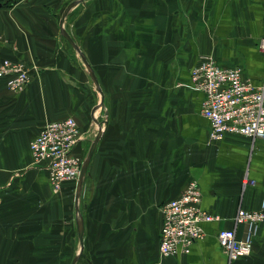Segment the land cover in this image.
Listing matches in <instances>:
<instances>
[{
	"label": "crops",
	"instance_id": "0c3cea01",
	"mask_svg": "<svg viewBox=\"0 0 264 264\" xmlns=\"http://www.w3.org/2000/svg\"><path fill=\"white\" fill-rule=\"evenodd\" d=\"M75 0L0 2V61L25 65L20 91L0 78V264H228L217 232L234 226L242 207L264 200V139L226 133L209 139L200 113L204 93L191 87L201 57L241 68L264 82V0H83L63 28L79 46L104 94L60 31ZM77 52V51H76ZM97 107V108H96ZM105 115V116H104ZM73 117L86 155L104 129L83 177L54 193L30 141L46 122ZM107 125L104 127V121ZM86 152V153H85ZM84 155V156H85ZM243 177L254 185L241 186ZM198 182L201 207L217 217L188 253L162 257L161 204ZM245 225L236 227L242 238ZM232 264H264V222L249 255Z\"/></svg>",
	"mask_w": 264,
	"mask_h": 264
},
{
	"label": "built area",
	"instance_id": "2783aa9c",
	"mask_svg": "<svg viewBox=\"0 0 264 264\" xmlns=\"http://www.w3.org/2000/svg\"><path fill=\"white\" fill-rule=\"evenodd\" d=\"M264 52V36L258 41ZM0 78L6 80L12 91L22 90L30 81L25 65L20 61H0ZM191 87L204 93L200 113L210 123L209 139L219 141L226 133L252 139H264V82L254 85L243 77L241 68L221 67L209 57H201L191 69ZM83 132L73 117L48 121L30 141L33 164L45 166L48 181L57 193L65 181L76 180L82 159L74 151ZM242 188L254 185L253 179L243 177ZM198 182L191 179L174 199L161 204L159 254L162 257L188 253L191 245L202 239L201 224L215 220L201 207ZM264 222V200L256 210L238 207L232 228L220 229L217 242L226 254L228 264L246 257L252 249V239L258 225ZM245 225L242 238H237L236 227Z\"/></svg>",
	"mask_w": 264,
	"mask_h": 264
},
{
	"label": "water",
	"instance_id": "95a60500",
	"mask_svg": "<svg viewBox=\"0 0 264 264\" xmlns=\"http://www.w3.org/2000/svg\"><path fill=\"white\" fill-rule=\"evenodd\" d=\"M83 0H75L71 3H69L65 9L63 10L61 16H60V20H59V25H60V31L63 35V37L70 43V45L77 51L83 65L86 67V70L88 71V75L91 79V81L93 82L95 89L98 93V97H99V102H98V106L97 107H103L104 105V94L102 92V88L99 84V81L92 69V67L90 66L89 62L87 61L86 57L84 56L83 52L81 51V49L79 48V46L74 42V40L72 39V37L67 33V31L63 28V23L64 20L67 16V13L69 12V10L71 9V7L73 5L78 4L79 2H82ZM96 107V108H97ZM105 115H107V111L104 112ZM104 115V116H105ZM107 125V119H105L104 121V127ZM104 129H100L95 138L93 139L92 143L90 144L88 151L82 161L81 164V169L79 171V175L77 178V182H76V191H75V202H76V210L78 211V201H79V196H80V192H81V185H82V181H83V177L86 173L88 164L90 162V159L92 157V154L94 152V149L96 147V143L98 142L102 132ZM76 226H77V234H78V239H79V244H80V249L79 251L75 254V256L73 257L72 261L70 264H75L76 261L78 260L79 254L83 248V227H82V219L81 217H78L76 220Z\"/></svg>",
	"mask_w": 264,
	"mask_h": 264
},
{
	"label": "trees",
	"instance_id": "16d2710c",
	"mask_svg": "<svg viewBox=\"0 0 264 264\" xmlns=\"http://www.w3.org/2000/svg\"><path fill=\"white\" fill-rule=\"evenodd\" d=\"M3 0H0V2ZM16 2V0H5V2H1L2 5H10Z\"/></svg>",
	"mask_w": 264,
	"mask_h": 264
},
{
	"label": "rangeland",
	"instance_id": "374dc122",
	"mask_svg": "<svg viewBox=\"0 0 264 264\" xmlns=\"http://www.w3.org/2000/svg\"><path fill=\"white\" fill-rule=\"evenodd\" d=\"M73 50H74V48H73ZM75 51V50H74ZM75 53H77L76 51H75ZM4 60V59H3ZM9 60V59H8ZM11 61V60H10ZM104 113V108L102 107V114ZM77 146V145H76ZM76 148V147H75ZM75 151V150H74ZM86 153V152H85ZM85 154H83V156L81 157V159H82V161H83V159H84V156ZM77 180V179H76ZM242 183V182H241Z\"/></svg>",
	"mask_w": 264,
	"mask_h": 264
}]
</instances>
